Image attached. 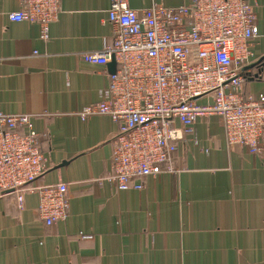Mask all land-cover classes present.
Returning a JSON list of instances; mask_svg holds the SVG:
<instances>
[{
	"label": "crops",
	"instance_id": "obj_1",
	"mask_svg": "<svg viewBox=\"0 0 264 264\" xmlns=\"http://www.w3.org/2000/svg\"><path fill=\"white\" fill-rule=\"evenodd\" d=\"M253 5L259 35L241 68L245 96L264 94V0ZM111 0H60L41 38L38 23L12 22L21 0H0V113L30 115L47 170L33 186L65 183L68 217L52 227L28 193L0 198V264H264V154L229 148L223 120L201 116L177 142L175 167L143 181L141 191L109 182L118 126L79 113L110 98L107 65L87 63L113 41ZM190 0H129L137 11ZM177 126L182 127L179 122ZM83 236H89L83 238Z\"/></svg>",
	"mask_w": 264,
	"mask_h": 264
},
{
	"label": "built area",
	"instance_id": "obj_2",
	"mask_svg": "<svg viewBox=\"0 0 264 264\" xmlns=\"http://www.w3.org/2000/svg\"><path fill=\"white\" fill-rule=\"evenodd\" d=\"M12 22L38 23L43 40L61 12L60 0H21ZM108 20L113 41L87 63L107 65L110 98L84 108L80 119L107 115L118 126L113 141L109 182L119 191H141L143 181L165 170L176 173L177 142L192 135L201 116L223 120L229 148L264 154V94L243 95L241 68L259 35L256 13L246 0H190L137 11L129 0H111ZM177 122L182 127L177 126ZM41 136L30 115L0 113V198L14 194L19 209L24 197H38V213L52 227L68 217L65 183L33 186L45 171ZM83 238L90 239L89 236Z\"/></svg>",
	"mask_w": 264,
	"mask_h": 264
},
{
	"label": "water",
	"instance_id": "obj_3",
	"mask_svg": "<svg viewBox=\"0 0 264 264\" xmlns=\"http://www.w3.org/2000/svg\"><path fill=\"white\" fill-rule=\"evenodd\" d=\"M109 65L113 68L114 71H116L117 64H116L114 58H112V60L109 63ZM253 67H262V68H264V56L261 59H259L257 62H255L254 64L250 65L248 67V69L253 68Z\"/></svg>",
	"mask_w": 264,
	"mask_h": 264
}]
</instances>
